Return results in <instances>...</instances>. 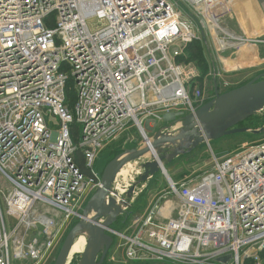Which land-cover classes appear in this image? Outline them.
<instances>
[{
	"label": "built area",
	"instance_id": "obj_1",
	"mask_svg": "<svg viewBox=\"0 0 264 264\" xmlns=\"http://www.w3.org/2000/svg\"><path fill=\"white\" fill-rule=\"evenodd\" d=\"M232 2L0 0V264L55 260L101 188V151L134 128L137 149L149 146L207 103L188 46L209 39L223 64L259 42L227 28ZM237 71L213 74L223 87L213 98L235 88L220 80ZM122 191L127 212L135 192ZM170 195L178 207L164 219ZM131 227L110 234L127 263L264 264V140L170 181Z\"/></svg>",
	"mask_w": 264,
	"mask_h": 264
},
{
	"label": "water",
	"instance_id": "obj_2",
	"mask_svg": "<svg viewBox=\"0 0 264 264\" xmlns=\"http://www.w3.org/2000/svg\"><path fill=\"white\" fill-rule=\"evenodd\" d=\"M260 78L223 94L216 93L213 100L183 118L177 133L169 136L158 134L149 146L128 150L109 162L102 172L101 188L88 201L81 213L82 219L68 232L55 264L67 263L74 240L86 230V246L77 264H104L112 244L113 236L110 234L115 233L111 226L126 215L113 198H107L116 176L127 164L143 159L146 155L153 156V162L146 164L144 175L141 176V181L145 182L159 172L165 174L162 156L164 147L171 149L167 158L169 162L210 141L249 133L248 129L238 126L264 110V76ZM263 132L264 126L253 131V134ZM134 192L133 185L127 197H131ZM101 219H104L103 222H100Z\"/></svg>",
	"mask_w": 264,
	"mask_h": 264
},
{
	"label": "rangeland",
	"instance_id": "obj_3",
	"mask_svg": "<svg viewBox=\"0 0 264 264\" xmlns=\"http://www.w3.org/2000/svg\"><path fill=\"white\" fill-rule=\"evenodd\" d=\"M233 10H234V4L232 2L231 16L233 14ZM195 42H197L200 46L202 58L200 60L201 62H199V64H197L196 67L194 65L193 66L195 67L197 72L198 82L203 91L204 100L205 102L208 103L214 99L213 97L215 95L216 88L217 89L223 88L222 85L219 83V79L213 78L212 76L214 73H217L218 70L220 71L221 69H224V66L222 63H219L217 61L215 54L212 50V47L210 45L209 39L207 41V38H203L201 36ZM229 56H230L229 54H225L223 57H225L226 59ZM239 60L237 61V63L239 64L246 63V60L244 59H239ZM248 63L250 64L251 62ZM247 67L249 66L244 64L243 67L239 69H235L232 68V66L230 65L229 68L226 69H233L239 71L232 74L223 75V78H221L220 81H227L233 83L231 84V86H233V88L235 87L234 89L241 87L243 84L249 83L252 77L254 75H257V73L253 69H246ZM170 123L169 124L166 123L167 126L166 124H164V126L169 128ZM164 126H160V128H163ZM263 126H264V110L261 113L257 114L256 116H254L251 120L245 122L243 125H241V127H239V128H244V129L246 128L248 130H251L250 133L234 134L224 137L217 141H210L207 144L200 145L192 152L174 158L169 162H167V158L170 156L171 149L164 147V149L162 150V156H164L165 174L168 171L170 179L173 182H177V180L173 176V172H175L178 175V177L181 178L182 180H184L185 178L193 179L195 177H198L212 166L213 161L221 160L236 153L243 147V145L247 143L251 144L264 140V132L257 135L253 134V131H255L254 129H261L263 128ZM157 131H159V128L157 129ZM142 140L143 139L140 133L135 128L131 129L126 134L121 135L101 151L100 156L96 161L95 170H97L99 173L102 174L106 165L109 162H111L116 156L125 153L126 151L130 150L132 147H135V149L136 147L140 148V144L142 143ZM150 162H153V158L151 156L147 160L140 159L135 163L127 165L126 168L120 173V175H118L116 187H118L120 190L127 191L130 190V187L134 185L135 194L130 198V201H132L133 204L130 207V209L126 212L127 225H125V228H123L121 225L122 220L121 218H119L118 221L113 223L111 226V228L115 232L122 233L123 230H125L128 231V234L131 233V228H132L131 225L133 224V222L139 218L144 217L147 212L146 207L149 205L148 203L152 205L153 201L156 199L154 197L146 196L148 195L150 190H152L154 187H157L156 185H159L160 183L164 184L165 188H167L165 191H168L169 181L166 179L165 174L162 172H159L155 176H153L154 179L151 182L141 181V176L144 175V170H145L144 168L146 164ZM3 184H4V180L0 175V190H2ZM144 190H145L144 196H141ZM125 198L126 195L123 196V199ZM168 201L176 204V206H174V208L171 209V213L168 216L170 217L176 213L178 202L172 195L168 196L163 204H165ZM71 229L72 228H70V230ZM59 252L60 251H58V254ZM78 255L79 254L73 257L71 264L78 263V261L80 260V256ZM55 261L56 259L51 260V262H48L47 264H55Z\"/></svg>",
	"mask_w": 264,
	"mask_h": 264
},
{
	"label": "crops",
	"instance_id": "obj_4",
	"mask_svg": "<svg viewBox=\"0 0 264 264\" xmlns=\"http://www.w3.org/2000/svg\"><path fill=\"white\" fill-rule=\"evenodd\" d=\"M233 4H234L233 14L225 21L227 28L231 32H234L238 35H246L259 40V42L256 43L255 45L248 47L246 53L240 58L246 60L247 62L246 65L249 66L246 69H253L257 73V75H254L250 80L252 81L256 78H260L264 76V0H233ZM248 62L251 63L249 64ZM260 80L262 79L260 78ZM164 124L162 126H164ZM130 130L126 131L124 134H126ZM148 134L149 136L153 137L154 133L149 132ZM131 149H135V147H132ZM166 174L167 177L170 179L168 171L166 172ZM173 176L177 180V182L175 183H178L182 180L181 178L178 177V175L175 172H173ZM153 179L154 177H149L147 181L151 182L153 181ZM170 181L172 180L170 179ZM156 186L157 187H154L152 190L149 191L148 195H146L147 197H154L157 199L159 196L166 194L167 191L165 190L167 188H165L164 184L160 183L159 185ZM145 190L142 192L141 196H144ZM165 201L162 200L160 202V206H161L160 215L162 216V218L163 217L167 218L171 213V209H173L174 206H176L175 203L169 201L163 204ZM132 204L133 202L131 203V206ZM148 204H147L148 206L146 207L147 211L151 207L150 206L151 204L150 203ZM126 217L127 214L121 217L122 220L121 225L123 228H125V225H127ZM123 232H125V230H123ZM122 244L123 242L120 239H118L117 237H112L111 248L106 256L104 264H131V263H127L126 261ZM141 264H146V263H141Z\"/></svg>",
	"mask_w": 264,
	"mask_h": 264
},
{
	"label": "bare ground",
	"instance_id": "obj_5",
	"mask_svg": "<svg viewBox=\"0 0 264 264\" xmlns=\"http://www.w3.org/2000/svg\"><path fill=\"white\" fill-rule=\"evenodd\" d=\"M248 47L249 46H242L241 47V49L237 53V59H224L223 58L222 61H223V64H224L225 68H229L230 65L232 66V68H235V69H239V68L243 67L244 64H246L247 62L239 64V63H237V61L246 53V50L248 49ZM150 156L151 155H146L145 157H143V159L147 160L148 158H150ZM129 164H132V163H129ZM129 164H127V165H129ZM126 166L122 168V170L118 173V175H120V173L126 168ZM118 175H117V177H118ZM165 176L168 179V181L170 182V179L167 177L166 174H165ZM117 177H116V180H117ZM114 192L116 193V198H115L116 203L120 207H122V209H124L125 203L122 202V200L120 198L125 194V192H123L119 188H115ZM86 234H87V230L84 231L83 233L79 234L76 237V239L73 242V245H72V248H71V251H70V254L68 256V260H67L66 264H71L72 263V259H73V257L75 255L79 254L78 256H80L82 254V252L84 251L85 246H86V241H87V238H86L87 235Z\"/></svg>",
	"mask_w": 264,
	"mask_h": 264
},
{
	"label": "trees",
	"instance_id": "obj_6",
	"mask_svg": "<svg viewBox=\"0 0 264 264\" xmlns=\"http://www.w3.org/2000/svg\"><path fill=\"white\" fill-rule=\"evenodd\" d=\"M186 54V62L187 63H191L193 64L195 67L197 66V64H199V62H201V58H202V55H201V50H200V46L197 42H193L192 44H190L185 52ZM245 85V84H243ZM242 85V86H243ZM252 119V118H251ZM249 119V120H251ZM248 121V120H247ZM246 121V122H247ZM245 123V122H244ZM243 123V124H244ZM241 124V125H243ZM241 125H239L238 127H241ZM79 156V155H78Z\"/></svg>",
	"mask_w": 264,
	"mask_h": 264
}]
</instances>
